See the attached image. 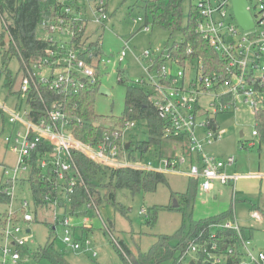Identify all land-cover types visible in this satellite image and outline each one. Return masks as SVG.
<instances>
[{
  "label": "built area",
  "instance_id": "built-area-1",
  "mask_svg": "<svg viewBox=\"0 0 264 264\" xmlns=\"http://www.w3.org/2000/svg\"><path fill=\"white\" fill-rule=\"evenodd\" d=\"M85 1L92 14L91 22L103 26L108 18L106 0H97L94 10H91L88 0ZM192 1L199 15L195 22V33L224 62L223 71L203 76L202 68L195 62L194 72L186 82V69L191 68L194 63L185 68L178 66L177 61L168 60L167 49L152 57L145 52L142 59L147 64V71H155L158 57L168 60L167 66L173 64L178 67L175 75L166 67L161 78L156 74V80L151 81L148 87L151 88L157 115L166 124L164 138L179 144L187 137L188 158L168 155L160 157L155 153L154 158L130 161L122 145L126 141L128 130L136 126L132 121L125 122L112 136L104 134L102 142L95 146L84 144L73 137L71 126L73 122H79V119L73 117V111L78 107L73 100L87 87L98 83L100 75L97 73H100L102 64L108 63V60L101 59L99 47L90 48L97 39L92 40L89 35L90 22L86 19L84 6H77L76 0H60L63 7L61 16L55 22H42V28L47 29L42 38L46 43L43 56L21 69L15 92L16 102L10 107L0 100V121L4 120L6 114L8 123L12 125L10 134L4 140L10 151L17 155V166L10 170L11 177L6 181L12 188L15 184H21L26 170L30 173V160L34 155L36 166L47 173L50 179L56 177V183L51 189L63 192L64 195L72 194L74 181H67L66 174L69 175L71 170L76 169L72 153L74 150L94 164L110 169L182 175L196 180L198 188L203 192L212 191L216 183L233 186L238 176L228 175L225 168L232 166L235 161L232 158L220 161L209 157L203 150L204 144L209 145L217 138L218 131L214 134L203 122L200 126L206 133L204 139L199 140L196 135V117L199 111L197 102L200 96H209L215 115L218 112H228L240 100L252 108V111L264 108V95L256 89V86L264 85V0H246L247 10L253 21V28L249 30H243L238 25L233 15L232 0ZM1 21L4 24L2 18ZM76 24L81 25L77 31L74 29ZM82 32L81 39L77 41L76 35ZM93 49H98L99 52L94 53ZM124 57L125 53L121 52L119 64ZM165 79L166 83L163 82ZM44 90H48L50 95H45ZM222 97H229L230 101L223 103ZM34 101L40 103L36 108H33ZM252 134L256 135L254 131ZM111 137L121 138V145L113 143ZM4 173L7 171L4 170ZM6 193L10 196L11 203L13 195L8 190ZM48 204L53 205L54 209L58 206L56 199ZM30 207L35 210L32 201H21L18 209L20 216L17 218L15 212L18 210L11 206L4 212V225L0 229V241L3 242L0 244L2 264L8 260L16 263L21 257L19 249L26 248L28 239L19 235L30 232V223L33 221ZM54 217L53 227H62V241L68 250H83L85 253L90 251L91 243L81 240L82 237L76 234L77 226L67 218L58 220L55 213ZM252 218L262 221L257 212L252 213ZM87 222L86 219L83 221V227L89 229V226H85ZM217 227L234 229L239 233V226L234 222H224ZM104 228L109 232L105 225ZM241 244L245 252L240 264H264V252L255 253L250 249L249 240H242ZM195 249V245L190 244L178 264H183ZM209 258L213 260V264L222 263L220 256L213 255Z\"/></svg>",
  "mask_w": 264,
  "mask_h": 264
},
{
  "label": "rangeland",
  "instance_id": "rangeland-1",
  "mask_svg": "<svg viewBox=\"0 0 264 264\" xmlns=\"http://www.w3.org/2000/svg\"><path fill=\"white\" fill-rule=\"evenodd\" d=\"M97 0H88L91 10H94ZM148 0H106L107 20L103 26L92 23V14L85 0H76L77 6H84L89 27L88 32L92 40L100 37L101 59L108 63L100 68V85L109 91V95L97 94L94 99V111L101 116L121 117L125 107L127 89L130 87H148L151 81L156 80L155 71H147V64L142 61L145 52L155 56L159 52H166L165 46L173 40L178 41L180 34L175 33L169 39V33L159 27H146L144 25V3ZM193 1L182 2V24L185 26L190 6ZM140 19V21H139ZM148 29H146V28ZM0 18V34L2 33ZM5 48L8 38L4 37ZM125 53L123 61L119 64L118 57ZM196 64L186 69V82L193 74ZM2 57L0 55V70H2ZM15 82L11 89H6L5 74H0V100L8 106L16 102V90L20 79V68L16 57H12L7 65ZM118 70H123V74ZM167 70L175 75L178 67L169 64ZM122 78V83L119 78ZM209 96L198 98V114L196 117V135L199 140L205 137V131L200 126L207 115H214V107L210 104ZM218 125V136L211 144L203 146L204 153L220 161L232 158L235 163L225 168L228 175H237L238 179L233 184H215V189L203 192L197 189L194 202L186 208L181 195L185 193L189 179L182 175L165 174L166 184H159L154 192H138L130 194L126 190L115 191V205L104 202L96 208H81L70 213L67 205L65 209L49 204L37 210L30 207L33 221L30 223V232L22 233L26 237L28 254L21 255L16 263L9 260L3 264H51L47 260L36 261L34 253L45 246L49 240V228L54 224V213L58 220L67 218L77 226L76 234L91 243L90 251L68 250L62 241L63 231L60 225L55 227L51 242L54 249L64 256L68 264H123L115 249L110 244V233L106 232L104 225L112 231L116 239L123 241L133 254L145 253L156 242L158 236L174 235L181 227L188 229L191 221H199L212 216L220 215L232 209V217L225 222L235 223L244 228L245 238L251 243L250 249L255 253L264 252V226L252 218V206L257 205L264 210V142H259L258 137L252 134L255 131L252 108L237 101L234 108L228 112H218L215 115ZM12 125L7 121V115L0 121V187L6 186L13 198L11 203H0V214L7 211L10 206L18 210L19 203L23 200L31 203V192L27 183L15 184L14 188L6 182L11 177L10 170L17 166V155L12 153L5 143L4 138L11 132ZM242 134V136L240 135ZM144 141L147 139L145 128L141 123L128 130L125 140ZM245 145L244 148L240 144ZM168 156H184L188 158L189 140L184 138L182 143L172 145L168 143ZM150 150L144 159L154 158ZM4 170L7 173H4ZM29 172L26 170L22 179L26 180ZM258 178H257V177ZM108 179L103 178L102 184H107ZM5 184H9L7 186ZM64 196V195H63ZM168 207H175L168 209ZM179 208V210H178ZM123 210V213L120 210ZM20 216V211L15 212V217ZM87 220L83 227V221ZM84 235L81 236V231ZM110 232V231H109ZM111 233V234H112ZM109 234V235H108ZM10 242V241H9ZM3 242L0 241V244ZM238 251L244 254L245 250L240 244ZM95 255V256H93ZM93 256V257H92ZM193 261L192 254L188 255L183 264ZM0 264L2 259L0 257Z\"/></svg>",
  "mask_w": 264,
  "mask_h": 264
},
{
  "label": "trees",
  "instance_id": "trees-1",
  "mask_svg": "<svg viewBox=\"0 0 264 264\" xmlns=\"http://www.w3.org/2000/svg\"><path fill=\"white\" fill-rule=\"evenodd\" d=\"M192 1V0H190ZM182 2L183 0H148L144 3V25L146 27H159L169 33V39L175 34H180L178 41L173 40L171 44L165 46L169 59L177 61L178 66L185 68L190 64L197 63L202 68L203 76H209L212 72H220L224 69V62L210 48L208 43L200 35L195 33V22L199 15L193 5L187 16L185 26L182 24ZM60 0H0V16L4 22L2 33L0 34V55L2 57V67L0 74L6 75L4 87L11 89L15 82L11 73L7 70V65L12 57H16L21 69L24 65H30L43 56L46 49L43 35L47 29L42 28V22H55L62 14ZM107 9V6H106ZM81 26L76 24L75 31ZM85 31V28L83 27ZM83 31V32H84ZM82 33L77 34L79 41ZM8 38L5 48L4 37ZM101 39L90 45L100 48ZM98 53V49H93ZM168 60L158 57L155 61L154 69L158 78L164 74ZM123 74V70H118ZM99 72V71H98ZM100 73H97V75ZM167 79L163 80L166 83ZM122 83V78H119ZM100 82L95 86L87 87L73 101L78 107L73 111V117L79 122H73V137L84 143L93 146L101 143L104 134L112 136V133L122 128L125 122L141 123L145 128L147 139L144 141H125L122 149L127 152L130 161L136 162L144 159L145 155L154 147L155 153L160 157L167 155L168 143L172 140L164 138L165 122L157 115L152 93L150 89L144 87H130L127 89L125 97L124 112L121 117L101 116L94 111V99L98 94ZM256 89L264 95V85ZM45 95H50L48 90H44ZM59 98L61 95L58 96ZM223 103L230 101L229 97L221 98ZM40 105L33 102V108ZM70 112V111H69ZM71 113V112H70ZM254 127L256 137L259 142H264V108L253 110ZM204 126L214 134L218 131V125L214 116L207 115ZM113 143L121 145V138L111 137ZM129 144L128 148L126 145ZM244 148L243 143L240 144ZM73 161L75 170L66 174L67 181L73 180V193L64 195L63 192H55L51 189L56 183V177H48L36 166L35 156L30 160L31 170L22 183L29 185L31 200L35 205V211L40 210L48 202L56 199L58 207L65 209L67 205L70 213L81 208L91 209L107 202L115 205V191L126 190L130 194L138 192H154L159 184H166L164 174L145 173L132 169H110L99 166L90 161L78 151H73ZM152 154V152H150ZM103 178H107V184H102ZM10 186L9 184H5ZM198 182L189 179L185 193L181 195L186 208H190L194 202ZM64 195V196H63ZM10 196L6 193V186L0 187V203L7 204ZM175 207H168L174 209ZM66 210V209H65ZM179 210V208H178ZM123 213V210H120ZM252 211L258 213L264 220V210L257 205L252 206ZM233 211L230 209L217 216H212L199 221H191L188 229L181 227L174 235L158 236L156 242L145 253L133 254L126 244L116 239L111 230L110 244L122 260L123 264H178L179 259L186 253L188 246L195 245L196 249L191 253L194 264H213L209 256L222 257L221 264H240L244 259V254L238 251L242 240L245 238V230L239 227V233L234 229L219 228L217 225L223 224L232 217ZM5 214H0V229L4 225ZM54 230L53 225L49 228V240L44 247L39 248L33 255L36 261L47 260L51 264H68L63 255L57 252L51 242ZM112 233V234H111ZM81 236L84 231H81ZM118 245V246H117ZM214 247V248H213ZM20 255L28 254L27 248L19 249Z\"/></svg>",
  "mask_w": 264,
  "mask_h": 264
},
{
  "label": "water",
  "instance_id": "water-1",
  "mask_svg": "<svg viewBox=\"0 0 264 264\" xmlns=\"http://www.w3.org/2000/svg\"><path fill=\"white\" fill-rule=\"evenodd\" d=\"M232 9H233V15L238 25L243 30H249L253 28V21L249 11L247 10L246 0H232ZM98 93L101 95H109V91L103 86L99 87ZM240 135L242 136V134ZM128 146L129 144L126 145V148H128ZM190 264H194V262L190 261Z\"/></svg>",
  "mask_w": 264,
  "mask_h": 264
},
{
  "label": "crops",
  "instance_id": "crops-1",
  "mask_svg": "<svg viewBox=\"0 0 264 264\" xmlns=\"http://www.w3.org/2000/svg\"><path fill=\"white\" fill-rule=\"evenodd\" d=\"M253 133V132H252ZM237 176V175H236ZM263 177H264V175H262ZM257 177V176H256ZM258 178V177H257ZM214 189H215V187H214ZM213 189V190H214ZM258 222V224L259 225H261V226H264V220H262V221H257ZM54 228V227H53ZM54 231H55V229H53ZM80 231H82V230H80ZM91 246V245H90ZM88 253V252H87ZM64 257V256H63ZM93 257V256H92Z\"/></svg>",
  "mask_w": 264,
  "mask_h": 264
}]
</instances>
